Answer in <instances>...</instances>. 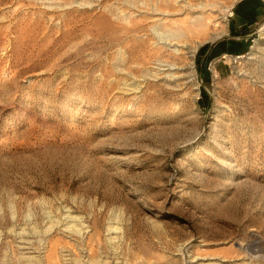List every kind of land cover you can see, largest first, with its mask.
I'll list each match as a JSON object with an SVG mask.
<instances>
[{"label": "rangeland", "instance_id": "rangeland-1", "mask_svg": "<svg viewBox=\"0 0 264 264\" xmlns=\"http://www.w3.org/2000/svg\"><path fill=\"white\" fill-rule=\"evenodd\" d=\"M167 1L177 58L146 0H0V264H264V19L205 81L228 4Z\"/></svg>", "mask_w": 264, "mask_h": 264}, {"label": "crops", "instance_id": "crops-1", "mask_svg": "<svg viewBox=\"0 0 264 264\" xmlns=\"http://www.w3.org/2000/svg\"><path fill=\"white\" fill-rule=\"evenodd\" d=\"M229 18L212 42L198 53L201 75L205 81L211 77L210 64L216 74H223V67L217 59L222 54L243 55L247 52L251 36L256 26L264 19V0H226ZM218 38V39H217ZM216 39V40H215ZM207 42V41H206Z\"/></svg>", "mask_w": 264, "mask_h": 264}, {"label": "bare ground", "instance_id": "bare-ground-1", "mask_svg": "<svg viewBox=\"0 0 264 264\" xmlns=\"http://www.w3.org/2000/svg\"><path fill=\"white\" fill-rule=\"evenodd\" d=\"M142 5L147 6V8L142 9L143 11H141V14L139 15L137 19H136V16L134 19H132L133 23H132L131 28H128V31H135V33L141 32L145 36V38L141 40L142 42L148 41L151 38V36H153L157 41L156 44L159 45V46L156 45V47L152 48L154 53L155 52L159 53L162 56L166 55L167 57H170V58H174V57L177 58L176 54H177L178 49H173L171 52H168V53H166V50H167V46L177 45L176 44L177 42H173V41L175 40L179 41L180 37H182V31L180 28L181 23L173 22L170 24L167 23L168 25L163 24L164 27H166L167 29V30L164 29L167 31L166 33L162 32V30H160L161 32H159L158 31L159 29L157 30L155 26L149 29V25H151V23L153 22V18H156L158 16H160L158 17V19L161 20L163 19L162 16H170V15L172 16V15L178 14L177 12L178 9L172 10V11L170 10L165 11L164 9H169V7H171L170 3L167 0H146V2H143ZM219 31L220 30H217L215 32H219ZM177 46H180V45H177ZM160 66H165V65L160 64ZM157 70H160V69L158 68ZM257 238H253L252 241L250 240L251 246H255L256 244H259ZM113 264H118V262H114Z\"/></svg>", "mask_w": 264, "mask_h": 264}, {"label": "trees", "instance_id": "trees-1", "mask_svg": "<svg viewBox=\"0 0 264 264\" xmlns=\"http://www.w3.org/2000/svg\"><path fill=\"white\" fill-rule=\"evenodd\" d=\"M204 46H205V45H204ZM204 46H202V47H204ZM202 47H201V48H202ZM201 48L198 50V53H199V51L201 50Z\"/></svg>", "mask_w": 264, "mask_h": 264}]
</instances>
